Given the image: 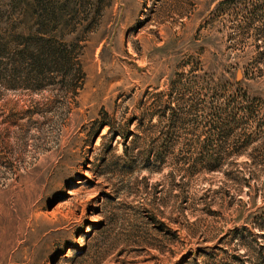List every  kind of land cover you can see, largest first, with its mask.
Listing matches in <instances>:
<instances>
[{
  "label": "rangeland",
  "instance_id": "rangeland-1",
  "mask_svg": "<svg viewBox=\"0 0 264 264\" xmlns=\"http://www.w3.org/2000/svg\"><path fill=\"white\" fill-rule=\"evenodd\" d=\"M2 43L0 264H264V0H0Z\"/></svg>",
  "mask_w": 264,
  "mask_h": 264
},
{
  "label": "trees",
  "instance_id": "trees-1",
  "mask_svg": "<svg viewBox=\"0 0 264 264\" xmlns=\"http://www.w3.org/2000/svg\"><path fill=\"white\" fill-rule=\"evenodd\" d=\"M28 41L26 42V44L23 46V48L19 49L18 48H14L13 50H16V54H18V59L20 61H18V59L16 60L14 58V61L9 60L8 62H6L5 64V69L8 70L10 69V71L7 73V75H19L22 73V71L24 70L25 72H32L33 70H37L38 73L42 74V72H47V71H61V69H57L54 68L55 66H64V63H67L66 61V57H65V52L67 51V48L64 46L62 48L58 47L55 45V43L53 42V40L51 38H48L45 43L47 44H42L40 46L41 51L39 52L38 55L34 54V51L31 50V44L29 43L30 36L27 37ZM9 46L6 43H2V45H0V53L4 52V51H8ZM25 63L26 67H24L23 69L20 68L19 65H16V63ZM16 62V63H14ZM40 66H43V69L40 68ZM28 74V73H25ZM24 74V75H25ZM29 76H27L28 78ZM60 80H56L55 78V82H58Z\"/></svg>",
  "mask_w": 264,
  "mask_h": 264
}]
</instances>
